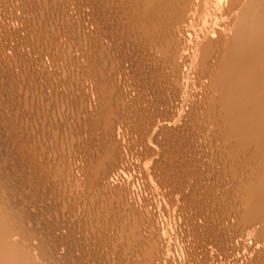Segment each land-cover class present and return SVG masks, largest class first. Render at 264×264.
Wrapping results in <instances>:
<instances>
[{
	"label": "bare ground",
	"instance_id": "1",
	"mask_svg": "<svg viewBox=\"0 0 264 264\" xmlns=\"http://www.w3.org/2000/svg\"><path fill=\"white\" fill-rule=\"evenodd\" d=\"M0 264H264V0H0Z\"/></svg>",
	"mask_w": 264,
	"mask_h": 264
},
{
	"label": "rangeland",
	"instance_id": "2",
	"mask_svg": "<svg viewBox=\"0 0 264 264\" xmlns=\"http://www.w3.org/2000/svg\"><path fill=\"white\" fill-rule=\"evenodd\" d=\"M12 18H13V20H12ZM5 19H7V21H8V23H7V21L6 20H4L6 23H5V25H8L7 27L8 28H14V27H17L18 26V24H19V21H17L18 19L17 18H15L14 16L13 17H7V18H5ZM10 21H11V23H10ZM14 22V23H13ZM17 22V23H16ZM14 24V25H13ZM16 24V25H15ZM12 26V27H11ZM14 26V27H13Z\"/></svg>",
	"mask_w": 264,
	"mask_h": 264
}]
</instances>
